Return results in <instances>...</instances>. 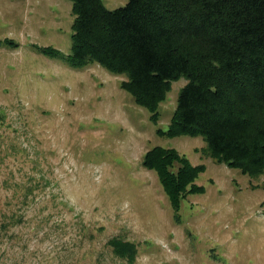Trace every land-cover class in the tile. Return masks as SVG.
I'll list each match as a JSON object with an SVG mask.
<instances>
[{"label":"rangeland","instance_id":"obj_1","mask_svg":"<svg viewBox=\"0 0 264 264\" xmlns=\"http://www.w3.org/2000/svg\"><path fill=\"white\" fill-rule=\"evenodd\" d=\"M73 19L72 0H0V264H264V174L217 162L201 135L157 132L186 77L155 123L124 74L36 49L69 53ZM153 145L206 166L205 191L181 200L179 219L142 164ZM114 236L138 245L134 263L113 252Z\"/></svg>","mask_w":264,"mask_h":264},{"label":"trees","instance_id":"obj_2","mask_svg":"<svg viewBox=\"0 0 264 264\" xmlns=\"http://www.w3.org/2000/svg\"><path fill=\"white\" fill-rule=\"evenodd\" d=\"M72 11L70 52L36 49L73 68L97 62L124 74L120 85L155 123L172 81L186 77L168 127L157 132L201 135L217 162L264 174V0H128L114 8L72 0ZM142 164L157 172L177 219L181 200L206 189L197 182L205 164L176 147L153 145ZM108 244L134 263L135 242L114 236Z\"/></svg>","mask_w":264,"mask_h":264}]
</instances>
